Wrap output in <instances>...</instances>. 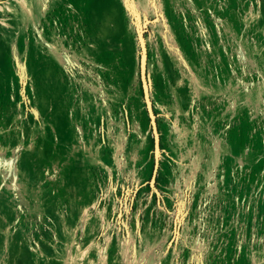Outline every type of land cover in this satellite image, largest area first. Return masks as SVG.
Returning <instances> with one entry per match:
<instances>
[{
    "label": "rangeland",
    "instance_id": "rangeland-1",
    "mask_svg": "<svg viewBox=\"0 0 264 264\" xmlns=\"http://www.w3.org/2000/svg\"><path fill=\"white\" fill-rule=\"evenodd\" d=\"M0 264H264V0H0Z\"/></svg>",
    "mask_w": 264,
    "mask_h": 264
},
{
    "label": "water",
    "instance_id": "water-1",
    "mask_svg": "<svg viewBox=\"0 0 264 264\" xmlns=\"http://www.w3.org/2000/svg\"><path fill=\"white\" fill-rule=\"evenodd\" d=\"M136 16V21L138 20ZM145 25V24H144ZM137 32V40L138 44L141 49V55H140V79L142 83V89H143V96H144V101L146 104V109L148 112V115L151 120V127L155 139V161H156V168L158 166V160H159V137H158V132H157V125L155 122V115L153 113L152 109V102L149 98V89H150V81L147 78V49L145 45V40H144V29L143 30H138L136 29ZM154 188V187H153ZM155 190V189H154Z\"/></svg>",
    "mask_w": 264,
    "mask_h": 264
}]
</instances>
